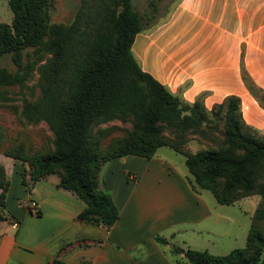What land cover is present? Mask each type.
Instances as JSON below:
<instances>
[{"label": "trees", "instance_id": "obj_1", "mask_svg": "<svg viewBox=\"0 0 264 264\" xmlns=\"http://www.w3.org/2000/svg\"><path fill=\"white\" fill-rule=\"evenodd\" d=\"M7 3L12 16L0 22V56L9 53L15 68L0 65V95L4 86H25L36 71L38 91L21 99L18 114L23 122L43 121L49 140L33 151L18 139L3 145L0 127V149L25 164L31 182L56 174V186L81 203L76 217L108 228L118 208L100 186L102 162L127 154L149 158L168 146L182 154L191 190L207 189L224 204L258 195L242 247L223 254L173 249L190 264H264V134L243 121L239 98L227 95L207 108L200 96L187 101L143 70L131 43L151 17L140 16L130 0H79L68 22L50 20L49 0ZM241 78L264 107V89L243 68ZM191 138L204 146L190 150ZM8 183L0 164V221L7 216ZM49 264L74 263L53 257Z\"/></svg>", "mask_w": 264, "mask_h": 264}, {"label": "crops", "instance_id": "obj_2", "mask_svg": "<svg viewBox=\"0 0 264 264\" xmlns=\"http://www.w3.org/2000/svg\"><path fill=\"white\" fill-rule=\"evenodd\" d=\"M165 17L134 35L131 50L140 67L187 101L200 96L207 108L236 95L243 121L264 134V107L241 78L243 68L264 89V0H175ZM2 161L7 176L9 169L17 177L13 159ZM128 172L133 179L127 180ZM185 175L156 154L104 160L99 183L118 208L108 228L79 220V199L56 186L57 177L31 182L30 189L20 182L38 214L26 205H9V182L4 192L9 214L0 221V264H49L53 257L74 264H172L153 237L155 229L195 221L206 205ZM132 187L146 188L136 201L128 200ZM148 191L150 205L157 199L158 206L157 215L145 221L139 209Z\"/></svg>", "mask_w": 264, "mask_h": 264}, {"label": "rangeland", "instance_id": "obj_3", "mask_svg": "<svg viewBox=\"0 0 264 264\" xmlns=\"http://www.w3.org/2000/svg\"><path fill=\"white\" fill-rule=\"evenodd\" d=\"M78 1L79 0H49L48 11L50 20L55 22H68L73 17L74 11L78 6ZM130 2L133 9L140 16L143 18L151 17L149 24H154L167 18L165 16L168 14L175 0H130ZM11 16L12 13L7 0H0V22L10 23ZM0 65L9 70H14L15 68L9 53H4L0 56ZM36 78L37 72L33 71L31 76L26 79L25 86L11 84L2 87L4 94L3 97L0 95V127L4 135L3 145L14 143L15 140L18 139L25 143L27 150L33 151L42 149L49 140L46 124L43 121L34 124L23 122L18 114L21 107V99L23 97L33 98L36 95L38 91L35 86ZM32 87L33 95L31 94ZM109 123L119 122L118 120H113ZM125 124L128 125L127 123ZM204 144L205 143L199 142L194 138L186 142V146L190 150H196L199 147H203ZM155 154L168 161L170 166L175 167L178 171L182 169L188 174L183 163L182 154L165 145L157 147L154 152V155ZM3 158L8 159V155L4 154L0 149V164L2 166V163H5V161H2ZM13 162L16 164V168L13 169V172L18 175L19 178L18 176H12L9 169L8 177L4 169L5 178L6 180L9 179L11 186L7 197L9 205L14 204L22 208L28 202V195L25 188L20 183V178L21 176L23 177L25 187L29 188L28 184L31 183V177L29 170L26 169L25 164H23L21 160L13 159ZM127 175L130 179L134 178L132 172H128ZM56 177V174H49L48 176V178L51 179ZM148 187L149 186H147V188ZM159 188L163 192H166L164 185H161ZM145 189L146 188L143 190ZM143 190L140 192L138 188H130L128 200L136 201ZM194 192L196 194L197 192L200 193L198 195L206 203V205L203 206V211L199 213L200 215L196 217L195 221L177 222L168 227H159L154 231V234L166 238L165 243H157L160 247H163L164 253L170 257L172 264H190L180 252L173 249V245L181 248L184 246L194 249H205L215 254H223L234 247H242L245 242V235L249 226L250 217L258 198V195L253 194L242 197L232 203L224 204L218 203L213 194L207 189L197 188ZM152 196L153 194L151 195L149 191L145 193L143 197L144 202L141 203L139 209V211L141 210L139 219L143 217L146 221L149 219L147 216L150 214L153 216L157 215L155 206H158V200L155 199L153 202L154 207L151 206L150 202ZM16 198L19 200H16ZM16 202H18V204ZM7 205L5 204L3 210L6 214H9ZM167 242L170 243L166 244ZM132 253L135 255L137 251L134 250Z\"/></svg>", "mask_w": 264, "mask_h": 264}, {"label": "built area", "instance_id": "obj_4", "mask_svg": "<svg viewBox=\"0 0 264 264\" xmlns=\"http://www.w3.org/2000/svg\"><path fill=\"white\" fill-rule=\"evenodd\" d=\"M26 207L29 211L31 212H36L37 211V203L35 200L28 198V202L26 203Z\"/></svg>", "mask_w": 264, "mask_h": 264}]
</instances>
